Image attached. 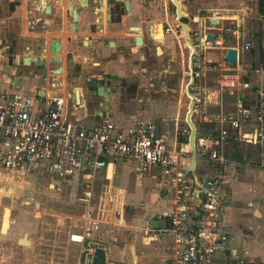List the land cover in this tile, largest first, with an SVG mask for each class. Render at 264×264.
<instances>
[{
  "label": "crops",
  "instance_id": "obj_1",
  "mask_svg": "<svg viewBox=\"0 0 264 264\" xmlns=\"http://www.w3.org/2000/svg\"><path fill=\"white\" fill-rule=\"evenodd\" d=\"M185 1L182 0L180 4L183 18L186 20L189 14L184 12ZM213 1L200 0L199 3L202 8H199V10L203 13L198 14L200 12L198 10L196 15H192L193 18L189 19L190 23H197V27H200L203 32L214 33L215 30L218 28L223 29L229 23L226 19L228 16H224L225 21L219 20L216 22V19L213 18L214 12L226 10H218L219 8L216 6L222 4ZM145 2L146 0H140V12L143 10L142 5ZM233 5L240 6L241 11H244L246 30L251 35L253 44L251 50L242 53L241 56L252 68L261 71L262 81L264 82V0H235ZM257 13L258 22L254 19ZM147 17L144 9V14L141 13L140 24H137L140 25V34L129 32L128 29L116 34L88 33L86 31L89 22L87 17V19L84 17L81 19L82 30L77 33L70 31L68 21L64 17H62L59 26L54 27L46 24L35 28L32 25L31 32L27 33L23 0L22 6L16 10L14 17H6L0 13V35L6 31L17 38H25L28 34L32 38V43H43L42 48L45 58L51 56L49 52L52 43L58 44L59 53H56L55 56L61 58L62 63L56 66L61 69V72L55 75V88L50 90L47 85L48 80L41 81L34 78L29 82L27 78H22L21 75L15 76L11 70H2L0 71V94L6 90H20L26 94L35 95L41 87L46 89V94L49 97H54L56 94H66V91L71 96L74 92L77 94L76 98L61 96L64 99L63 119L69 122H80L86 130L98 128L101 118L105 114H109L119 128H126L139 120L153 121L158 126L159 132L166 136L170 147H181L187 152L182 157L181 163L183 168L189 171L191 153L188 146L189 129L185 120L189 101L186 105L187 98L184 94H180L178 89H181V92L185 94L187 93L185 83L188 81L187 76L192 65V52H188L189 58L185 64L183 51L185 46L178 37H173L169 33L168 20H160L154 23L153 20L146 19ZM210 26L214 28L208 29ZM156 27H159L162 32L161 38L156 36ZM165 29L167 31H164ZM108 36L114 37L116 47L111 48L108 45L111 40L108 39ZM137 36L141 38L143 43L140 48L133 47L131 44L135 38H138ZM89 37L91 38V45L87 46L90 44L89 41L87 42ZM182 38L185 40L183 32ZM194 38H196L195 34ZM20 43L21 41H19ZM176 48L179 49V54ZM22 50L24 52V49ZM67 54L72 56L73 64H78L80 69L73 70V66L65 63ZM202 56L205 61H218L221 59L222 53L218 50H204ZM145 66L150 69L153 81L148 79ZM176 66L181 75L177 74ZM171 67H173V72L169 71ZM2 72H4L3 75H1ZM175 72L176 74H174ZM74 73H76L75 78L65 83L66 77L68 75L72 77ZM88 76L90 77L87 81L86 77ZM215 76V73H208L207 88L209 90H213L216 86ZM135 78L139 80V83L132 87V92L125 99H122V90L118 88V84L123 80V85L129 88L131 79ZM25 81L29 82L33 93L25 90ZM98 87H103L105 93L102 96L93 97V88ZM114 88L118 89L114 91ZM249 94L254 98V91L249 92ZM235 99V95L231 93H225L222 97L215 94L209 95L206 110L210 114H216L221 109L229 113L235 110ZM182 112L185 113L183 122L185 126L182 130L187 129L188 135L183 134V131L178 132L179 118ZM191 119L196 128L195 147L197 152L198 140L212 133L219 126L216 123L203 122L201 115L192 114ZM180 138L182 139L181 142L179 141ZM223 154L228 161L226 178L229 196L228 201L224 203V220L229 233L228 249L232 255V263H264V171L257 167V150L253 145L232 141L224 146ZM196 167H210V164H206L197 153L194 169ZM117 170H122L124 174L125 172L134 174L131 177L132 179L130 178L132 180L131 193L133 194L121 195L124 202H129L128 205L140 209L139 214L134 215L132 219V222H134L130 226L132 230L128 232V235L131 236L130 241H124L121 238H110L109 235L113 231L111 226L107 224V219L110 218L107 216L102 219L94 216L92 206V218L97 222V228L90 231L85 239V244H99L102 246L105 252L106 264H164L166 255L162 250L160 239L154 234L144 236L141 228L148 224L150 220L165 221L171 212V207L166 202L159 184L147 175L136 174L134 167L128 163L108 165L99 174L95 183L99 179H104L109 183L113 173ZM109 172H112V175L108 178ZM54 181L55 178L49 176H28L0 169V182H2V185L14 184L13 186L17 187L22 182L24 185L28 184L29 186H32V184L40 187L44 185L49 192L54 193L55 191L51 188V185L55 183ZM64 186H71L72 189L77 191V195L79 194L76 184H63ZM144 187L146 190L143 193V200V197H140V191H136ZM145 202L148 203L147 206ZM160 205L163 207L162 211L158 210ZM154 206L155 208H153ZM80 207L83 211L82 206ZM143 208L144 212L142 213ZM84 226L85 224L82 227ZM87 227H91L90 223ZM17 229L20 228L17 227ZM98 230H100L101 235L97 236L101 239L96 238ZM21 239H17L18 243ZM28 243L30 244V242ZM77 258L79 259L80 256ZM216 264H224V261L217 260Z\"/></svg>",
  "mask_w": 264,
  "mask_h": 264
},
{
  "label": "built area",
  "instance_id": "obj_2",
  "mask_svg": "<svg viewBox=\"0 0 264 264\" xmlns=\"http://www.w3.org/2000/svg\"><path fill=\"white\" fill-rule=\"evenodd\" d=\"M226 13H213L216 22L228 16L229 23L223 29L214 33L197 29L196 52L191 55L187 76L192 114L219 126L197 144L198 155L210 167H196L192 172L183 168L181 160L187 152L170 147L153 121L139 120L119 128L105 114L98 128L86 130L80 122L63 119V102L58 98L44 100L20 90L1 92L0 169L55 178L51 188L58 193L63 184L78 187L76 202L83 208L85 226L81 234L69 237L80 246L76 264H91L96 251L104 250L99 244L86 245L85 239L97 228L91 205L95 182L108 165L115 163L131 164L136 174L154 179L171 207L165 228L155 230L148 224L141 228L144 236L154 234L160 239L166 255L164 264H216L217 260L234 264L224 220V203L229 196L223 148L232 141L253 145L257 167L264 171V82L261 71L241 56L253 46L244 11ZM208 34L211 39H207ZM228 49L236 50L234 64L226 60ZM204 50L221 51L222 57L205 61ZM208 73L216 74L213 90L207 88ZM252 91L254 98L249 94ZM225 93L235 95V110L208 113L209 95L222 97Z\"/></svg>",
  "mask_w": 264,
  "mask_h": 264
},
{
  "label": "rangeland",
  "instance_id": "obj_3",
  "mask_svg": "<svg viewBox=\"0 0 264 264\" xmlns=\"http://www.w3.org/2000/svg\"><path fill=\"white\" fill-rule=\"evenodd\" d=\"M178 1L181 2L182 0ZM215 1L222 4L221 6H216L219 8L218 10L226 9L223 11L225 15L227 14L225 11H231L232 13H229V15H232L242 10L240 6L233 5L235 0ZM199 2L200 0H186L184 2V12L189 14L186 24L188 26L189 40L192 44L196 42L194 34L197 32L198 27L197 23H190L189 19L193 18L192 15H196V11L199 8H202ZM146 3L150 4L145 9V14L148 16L146 19L153 20L154 23L160 20H168L169 33L173 37H178L185 46L183 51L186 64L189 58L188 52H192V50L182 38L181 26L174 18L175 7L171 0H146ZM202 13L200 11L198 14L201 15ZM254 19L258 22V13ZM164 31L167 30L165 29ZM157 36L159 38L162 37L161 30ZM176 49L178 53L179 49ZM175 68L177 74L181 75V72L177 69L178 67L176 66ZM145 69L148 79L153 81L150 69L147 66H145ZM172 70L173 67L169 69V71ZM185 84L187 86V82ZM181 91V89H178V92L184 94L187 98L185 104L188 105L187 94ZM184 114L183 112L180 114L178 132L184 130H182L185 126L183 124ZM111 175L112 172H109L108 178ZM133 175V173L125 172L124 174L122 170H117L113 173L109 183L104 179H99L95 184L92 199L94 216L102 219L107 216L110 218L107 219V224L113 230L109 235L110 238H121L124 241H130L131 236L128 235V232L132 230V227H130L134 223L132 219L134 215L139 214L140 209L128 205L129 202H124L121 199V195L133 194L131 193V177ZM135 177L138 178L136 175ZM54 182H57V180ZM13 185H2V182H0V264H76L80 246L72 243L69 237L73 233L81 234L83 232L82 226L84 225L81 218V207L76 202L77 191L72 189L71 186H62L61 192L51 193L44 185L41 187L33 184L29 186L28 184L24 185L23 182L17 187ZM145 190L146 188L144 187L137 189L136 192L140 191V197H143ZM142 199L144 200V197ZM147 204L145 202L146 206ZM158 207L159 211L163 210L162 205ZM6 211H8V215L5 217ZM5 221L6 227H4ZM17 227L20 229H17ZM97 235H101L100 230H98L96 238L101 239ZM18 238L27 239L30 244L18 243Z\"/></svg>",
  "mask_w": 264,
  "mask_h": 264
},
{
  "label": "flooded vegetation",
  "instance_id": "obj_4",
  "mask_svg": "<svg viewBox=\"0 0 264 264\" xmlns=\"http://www.w3.org/2000/svg\"><path fill=\"white\" fill-rule=\"evenodd\" d=\"M22 1L23 0H0L1 15L14 17L16 10L22 6ZM24 4L27 33L31 32L32 25H34L35 28L45 26L46 24L53 25L54 27L59 26L62 17L68 21L70 31L72 33H77L82 30L80 21L84 17L85 19L88 18L89 21L86 28L88 33L116 34L128 29L129 32L140 34V25L137 24H140L141 13L144 14V9H146L149 3L147 4L145 2L142 5L143 10H141V12L140 0H24ZM174 18L176 19V12ZM181 21L184 22L185 19L182 18ZM184 23L186 24V22ZM158 33H160V28L156 27V36ZM137 37L139 38V36ZM89 38H87V42L89 41L90 44L87 46L91 45V38L90 40ZM109 38L111 40L108 42V45H110L111 48L116 47L114 37L108 36V39ZM136 40L137 38L131 42L133 47L136 46ZM19 41H21L20 44ZM31 41L32 38L29 37L28 34L25 38H17L12 33L8 34L6 31L2 33V35H0V71L11 70L14 72L13 74L15 76L21 75L22 78H27L29 82L34 78L41 81L48 80V88L52 90L55 88L54 77L61 72V69L56 65L61 64L62 59L55 56L56 53H59V45L57 44V50L54 51L52 56L45 58L46 56H44L42 48L43 43L34 44ZM137 48H140V46H137ZM22 49H24V52ZM72 60V56L67 54L65 63L73 66V70L80 69L78 64H73ZM3 74L4 72L1 73V75ZM72 75V77H69V75L66 77L65 83L74 79L76 73ZM89 77L90 76L86 77L87 81ZM29 82H24V88L25 90H29V93H33ZM123 83L124 81L122 80L121 83L118 84V88L122 90V99H125V97L132 92V87L139 83V80H137V78L131 79L129 88H126V85H123ZM125 83L127 84L126 81ZM118 88H114V91ZM92 92L94 93V95H92L93 97L100 96L97 90ZM46 93V89L41 87L33 96L44 100L58 98L62 102L64 99L61 96H70L68 91H66V94H56L54 97H49ZM103 93H105V90ZM71 96L76 98L77 94L73 92Z\"/></svg>",
  "mask_w": 264,
  "mask_h": 264
},
{
  "label": "water",
  "instance_id": "obj_5",
  "mask_svg": "<svg viewBox=\"0 0 264 264\" xmlns=\"http://www.w3.org/2000/svg\"><path fill=\"white\" fill-rule=\"evenodd\" d=\"M172 3L175 6L176 20L182 28V32H183V36L185 38V42L191 48L192 53H195L196 48L190 42V40L188 38L187 25L181 21V19L183 18V14L181 11V4L178 0H172ZM211 38H212L211 34H208L207 39H211ZM142 44L143 43H142L141 38H137L136 46L141 47ZM56 50H57V44H52L50 46L49 54L52 56L54 54V51H56ZM226 60L233 63V64L236 63V50L228 49L226 51ZM93 89L97 90L98 95L102 96L103 87H98V88H93ZM187 90H188V87H187ZM187 93H188V91H187ZM191 116H192V102H189L188 111H187L186 118H185L186 124H187L188 129H189L188 146H189L190 153H191L189 172L194 171L195 161L197 158V152H196V147H195L196 128L192 122ZM20 174H23V173H20ZM5 225H6V221L4 222V226ZM148 225L151 229L165 228L166 222L165 221L150 220L148 222ZM91 264H105V252H104V250L100 249V250L96 251L95 255L91 259Z\"/></svg>",
  "mask_w": 264,
  "mask_h": 264
},
{
  "label": "bare ground",
  "instance_id": "obj_6",
  "mask_svg": "<svg viewBox=\"0 0 264 264\" xmlns=\"http://www.w3.org/2000/svg\"><path fill=\"white\" fill-rule=\"evenodd\" d=\"M110 167H111V166H110ZM110 167H109V168H110ZM109 168H108V169H109ZM108 169H107V172H108ZM107 172H106V173H107ZM7 215H8V211H6V215H5V217H6ZM4 227H6V225H5ZM21 240H22V239H21ZM21 240H20V243H22V244H28V242H29V241H27V239H23L22 241H21Z\"/></svg>",
  "mask_w": 264,
  "mask_h": 264
},
{
  "label": "trees",
  "instance_id": "obj_7",
  "mask_svg": "<svg viewBox=\"0 0 264 264\" xmlns=\"http://www.w3.org/2000/svg\"><path fill=\"white\" fill-rule=\"evenodd\" d=\"M184 22H186V20H185ZM179 141L181 142V141H182V139L180 138V139H179ZM185 142H186V140H185Z\"/></svg>",
  "mask_w": 264,
  "mask_h": 264
}]
</instances>
